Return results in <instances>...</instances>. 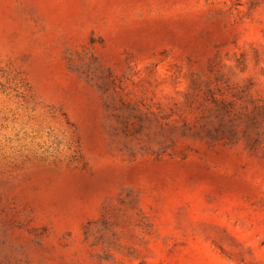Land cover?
<instances>
[{
    "label": "rangeland",
    "instance_id": "rangeland-1",
    "mask_svg": "<svg viewBox=\"0 0 264 264\" xmlns=\"http://www.w3.org/2000/svg\"><path fill=\"white\" fill-rule=\"evenodd\" d=\"M0 264H264V0H0Z\"/></svg>",
    "mask_w": 264,
    "mask_h": 264
}]
</instances>
